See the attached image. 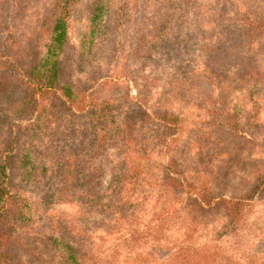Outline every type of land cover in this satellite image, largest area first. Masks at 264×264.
Here are the masks:
<instances>
[{
  "label": "trees",
  "instance_id": "16d2710c",
  "mask_svg": "<svg viewBox=\"0 0 264 264\" xmlns=\"http://www.w3.org/2000/svg\"><path fill=\"white\" fill-rule=\"evenodd\" d=\"M76 1L78 0H49L48 6H44L46 9L43 8L47 11L45 15L40 11L41 0H0V264H39V257L44 254L45 242L39 240L41 233L20 232L18 226L23 219L22 209L26 206L21 190L26 186H33L31 170L35 164L31 159V146L28 147L31 144L25 141L30 136H36L42 122L46 120L49 142L57 148V156L62 155L56 161V168L48 183V203L62 202L68 198L79 202L80 209L78 217L74 218L71 225L59 224V217L48 214L52 218L49 219L51 222L48 224L46 237L48 264H87L86 260L91 259L92 255L84 245L86 239L92 237L90 229L95 223L100 224L110 217V211L104 210L105 207H110V203H101L98 208V202L105 198L108 188L101 194L98 182H94L97 176L84 175V170L78 173V156L73 158L76 154L72 153L69 157L65 153L63 157L68 140L66 137H77L83 122L87 123L80 119L88 115L98 147L89 152L90 159L103 150L101 141L104 136L101 132L106 130L104 123L106 116L110 115V105L117 99H96V89L108 87L117 80L134 84L135 74L140 68L126 71L122 68L116 73L115 67L110 69L108 66L107 70H101L100 77L93 76L89 79L88 82L92 84L89 89L82 86L75 77L77 70L68 66L65 58L66 49L69 47L67 17ZM90 1L86 36L72 46L78 62H93L90 57L95 39L111 34V29L118 31L122 20L126 19L131 25L129 54L138 59L145 58L147 62L157 61L156 69L161 73L165 63L170 66L172 64L174 72L168 76L176 79L175 76L182 77L178 73V65L181 61L185 62L181 53L186 51L185 46H189H181V43L194 34L197 38L194 46L206 49L212 76L220 82L219 88L225 91V95L223 92L217 93L210 99V113L223 118L225 128L232 134H243L250 138L252 129H243L229 113L225 107V96L227 91L243 88L251 91L259 82L264 83V66L262 59L260 61L261 49L258 46L260 39L264 38V0H206L205 3L201 0ZM108 14L115 15L112 25L108 23ZM188 15L194 18L190 20ZM115 44L116 42L112 46L111 56L118 50ZM161 52L163 54L160 56ZM104 60L95 61V67L105 64ZM219 62L221 63L218 67ZM96 72L97 68H92L90 75ZM88 82L85 81L86 84ZM135 87L139 85L136 83ZM140 95L137 90L135 99L134 96H128L129 106L134 104L142 119L152 120L171 130L169 141L173 140L174 133L181 126V119L159 103L155 108H146L145 102L139 101ZM257 104L255 102L251 107L255 111L249 126L256 121ZM109 117L110 124L117 127L115 117ZM128 142L126 139L123 145ZM67 145L75 148L73 143ZM164 148L167 151L166 145ZM90 159H84V163H87L86 170L93 173L95 169L90 167ZM63 163L69 165V172L73 171L71 177L66 175V171L62 174ZM176 172L181 171L173 161L168 160L164 166L161 185L168 189L183 190L186 193L184 200L196 212L221 205L225 209L227 222L221 226L219 235L237 229L239 221L245 220L247 210L254 201L264 195V169L255 175L251 187L242 195L228 197H212L205 185L196 190V185L191 181L184 180L181 175L173 176ZM81 174L85 178L80 177ZM68 179L71 186H74L72 192L68 188ZM83 179L92 190L86 195L76 192L78 182ZM108 196L113 197V192ZM97 197L99 199L94 203ZM172 212L173 210L167 209L156 214L158 218L165 216L166 219ZM90 214L99 215L101 218L92 219ZM214 258L210 264H217ZM185 259V264L192 260L191 256H185ZM195 264H208V260Z\"/></svg>",
  "mask_w": 264,
  "mask_h": 264
},
{
  "label": "rangeland",
  "instance_id": "374dc122",
  "mask_svg": "<svg viewBox=\"0 0 264 264\" xmlns=\"http://www.w3.org/2000/svg\"><path fill=\"white\" fill-rule=\"evenodd\" d=\"M48 1L41 0L40 4V11L45 15L47 11L43 8L46 9L44 6H48ZM90 2L76 1L67 17L69 47L66 49L65 58L66 64L77 70V76L74 74L77 80H80L84 88L89 89L92 85L88 82L89 79L93 76L100 77L103 68L107 70L115 67L116 73L122 68L125 71L130 68L142 70L135 74L134 84L117 80L115 84L96 89V99H117L111 103L108 111V114L115 117L113 118L116 119L117 127L110 124V115L106 116V130L101 132L104 136L101 141L103 150L90 159L89 152L98 147L88 115L81 117L80 120L87 123L83 122L77 137H66L68 140L63 157L65 153L69 157L72 153L76 154L73 158L78 156V173L84 170V175L97 176L94 182H98L101 194L105 188L109 190L105 198L99 200L98 208L101 203H110L109 208H104L110 211V217L100 224L95 223L90 229L92 237L86 239L84 247L90 251L92 257L86 263L185 264V256H191L192 260L186 264L203 263L205 260L210 264L214 257L217 264H264V195L254 201L247 210L245 220L239 221L237 229L219 235L221 226L227 222L225 209L221 205L196 212L184 200L186 193L183 190L168 189L161 185L165 163L171 160L181 171L173 176H182L184 180L191 181L196 185V190L205 185L212 197L239 196L247 191L255 175L264 169V83L259 82L252 86L251 91L246 88L227 91L226 109L243 129H252L250 138L243 134H232L225 128L224 119L209 111L210 99L217 93L223 92L225 95V91L219 88L220 82L212 76L206 49L194 46L197 39L194 34L181 43V46H189H185L186 51L181 53L185 62L181 61L178 65V73L183 78L175 76L177 80L168 76L174 72L172 64L170 66L165 63L161 73L156 69L157 61L147 62L145 58L138 59L129 54L131 25L126 19L122 20L118 31L111 29V34L95 39L90 57L93 62H78L72 46L86 36ZM201 2L205 3L206 0ZM108 7L110 8L109 5ZM188 16L190 20L194 18ZM114 17V14H108L110 25ZM114 42L118 50L111 56ZM258 46L261 49L260 61L262 59L264 66V38L260 39ZM257 52L258 49L256 54ZM162 54L161 52L159 55ZM102 59H105V64L95 67V61ZM92 68H97L94 75H90ZM136 83L139 85L137 88ZM137 90L141 94L139 101L145 102L146 108H155L159 103L181 119V126L174 133L173 140L169 141L171 130L152 120L142 119L140 112L135 110V105L129 106L127 97L134 96L135 99ZM134 99L131 100L135 103ZM255 102L258 103V114L254 125L251 122L249 126L255 111L251 107ZM126 139L129 142L123 145ZM25 143L31 144L28 147L31 146V159L35 164L31 170L33 186H26L21 190L26 206L22 209L25 215L19 221L18 230L41 233L39 240L45 242V246L44 254L39 257V264H48L46 237L48 224L51 222L49 219L57 216L60 219L59 224H73L74 218L78 217V211L80 212L79 202L66 198L62 202L48 203V183L56 168V161L62 157L57 156V148L49 142L48 121L42 122L36 136H30ZM69 143H73L75 148H70L67 145ZM84 159H90V167L95 169L93 173L86 170L87 163H84ZM63 164L62 174L66 171V175L71 177L73 171L69 172V165ZM82 176L83 174L80 175ZM69 181L68 179V188L72 192L74 186ZM78 184L77 193L86 195L92 191L84 179ZM44 186L45 189L42 188ZM112 192L113 197H109ZM97 199L99 197L94 203H97ZM167 209L173 210L172 215L169 214L166 219L165 216L157 217L156 213ZM90 215L95 220L101 218L99 215Z\"/></svg>",
  "mask_w": 264,
  "mask_h": 264
}]
</instances>
